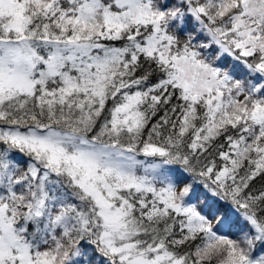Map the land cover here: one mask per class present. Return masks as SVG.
I'll return each instance as SVG.
<instances>
[{
  "label": "snow or ice",
  "instance_id": "6c2138e0",
  "mask_svg": "<svg viewBox=\"0 0 264 264\" xmlns=\"http://www.w3.org/2000/svg\"><path fill=\"white\" fill-rule=\"evenodd\" d=\"M0 264H264V0H0Z\"/></svg>",
  "mask_w": 264,
  "mask_h": 264
}]
</instances>
